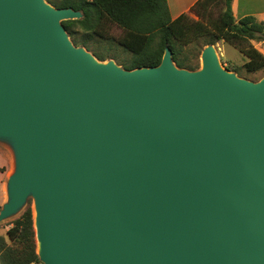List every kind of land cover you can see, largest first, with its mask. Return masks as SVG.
I'll return each instance as SVG.
<instances>
[{
    "label": "water",
    "instance_id": "water-1",
    "mask_svg": "<svg viewBox=\"0 0 264 264\" xmlns=\"http://www.w3.org/2000/svg\"><path fill=\"white\" fill-rule=\"evenodd\" d=\"M82 18L0 0V223L33 197L44 264H264V78L214 45L127 70L73 43Z\"/></svg>",
    "mask_w": 264,
    "mask_h": 264
},
{
    "label": "trees",
    "instance_id": "trees-1",
    "mask_svg": "<svg viewBox=\"0 0 264 264\" xmlns=\"http://www.w3.org/2000/svg\"><path fill=\"white\" fill-rule=\"evenodd\" d=\"M47 2L57 8L81 11L82 19L63 22L73 43L106 61L107 56L92 51L90 43L94 39H112L131 54L123 64L127 70L159 66L169 48L179 68L195 71L200 68L203 49L221 40L237 47L247 57L244 65L247 72L264 70V55L252 44L264 42V22L253 16L237 20L233 0H199L193 7L197 19L189 14L174 19L167 0ZM114 28L122 30L119 37H113ZM7 234L10 242L0 237V264H42L31 208L14 222Z\"/></svg>",
    "mask_w": 264,
    "mask_h": 264
},
{
    "label": "rangeland",
    "instance_id": "rangeland-1",
    "mask_svg": "<svg viewBox=\"0 0 264 264\" xmlns=\"http://www.w3.org/2000/svg\"><path fill=\"white\" fill-rule=\"evenodd\" d=\"M52 1H54L55 3H59L61 0H52ZM49 4L57 8L55 5L51 3ZM195 19H197V17ZM121 34H122V30L119 28H114L112 30L113 37H119ZM252 44L264 55V42L253 41ZM90 46L92 48V51H96L97 53L104 54L107 56V60L104 62L113 60L123 68H124L123 65L124 62H126L129 58H131V54L125 51L122 47L118 46L116 41L112 39L111 40L94 39L90 43ZM214 46L217 50L220 63L224 68L228 67L230 70H232V72L236 73L239 77L252 82H259L264 78V70L255 73H249L246 71L244 65L246 64L248 59L237 47L226 43L224 40L218 41ZM201 67H202V60L200 56L199 69H201ZM0 146L6 147L3 144H0ZM3 200L5 203L8 200L7 183H6ZM3 205L0 203V210L2 209ZM29 208L33 210L35 216V200L33 197H30L27 200L26 204L23 206L22 210L17 215L0 223V237H3L6 241L10 242L7 234L8 230L13 226L14 222L18 220L23 215V213Z\"/></svg>",
    "mask_w": 264,
    "mask_h": 264
},
{
    "label": "crops",
    "instance_id": "crops-1",
    "mask_svg": "<svg viewBox=\"0 0 264 264\" xmlns=\"http://www.w3.org/2000/svg\"><path fill=\"white\" fill-rule=\"evenodd\" d=\"M170 13L175 19L182 14L197 17L193 12L194 5L199 0H167ZM232 9L234 16L240 20L246 16H253L258 21L264 22V0H233ZM14 167V156L8 147L0 146V203L3 205L6 183Z\"/></svg>",
    "mask_w": 264,
    "mask_h": 264
}]
</instances>
